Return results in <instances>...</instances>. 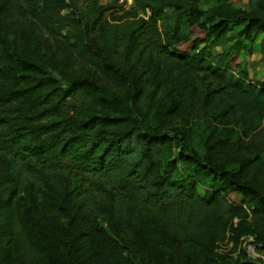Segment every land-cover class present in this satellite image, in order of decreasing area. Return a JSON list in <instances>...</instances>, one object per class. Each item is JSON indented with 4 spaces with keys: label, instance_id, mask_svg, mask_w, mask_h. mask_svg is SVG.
<instances>
[{
    "label": "trees",
    "instance_id": "16d2710c",
    "mask_svg": "<svg viewBox=\"0 0 264 264\" xmlns=\"http://www.w3.org/2000/svg\"><path fill=\"white\" fill-rule=\"evenodd\" d=\"M70 1L87 15L79 35L95 37L71 44L54 70L18 51L4 27L30 17L57 39L73 28L68 0L0 1V264H264V84L249 82L240 60L264 33V0H248L247 12L132 0L116 16V0ZM112 55L144 72L130 78ZM79 60L118 92L75 74ZM191 74L234 99L200 135L178 94ZM249 119L251 149L230 138ZM248 221L262 222L258 262L218 250L237 246Z\"/></svg>",
    "mask_w": 264,
    "mask_h": 264
},
{
    "label": "rangeland",
    "instance_id": "374dc122",
    "mask_svg": "<svg viewBox=\"0 0 264 264\" xmlns=\"http://www.w3.org/2000/svg\"><path fill=\"white\" fill-rule=\"evenodd\" d=\"M1 1V0H0ZM107 2H112L114 0H106ZM198 6L201 10H210L218 6H228L235 10L248 11V0H197ZM117 9L114 10V15H121L124 11H127L132 6V0H116ZM69 6L62 13L66 22L71 25L73 28L66 29L61 37L54 39L49 35L45 29H43L36 20L28 17L27 19H18L9 22L5 27L4 31L6 33V40L11 42L18 51L22 52L27 58L32 60L44 61L48 65L50 70H54L56 64H54L55 59L64 61L66 57V51L70 49V45L73 43L87 42V40L94 34L88 35H79L80 30L85 29V23L87 22V15L82 4L77 2H72L68 0ZM166 15L172 19L177 15V13L168 8L166 10ZM107 17L110 18V14H107ZM170 21V22H171ZM162 25H160L161 27ZM234 33L228 34V41L225 43V47L230 46L234 41ZM253 42L250 52L241 51L240 60H241V69L245 73L249 82L253 84H264V33L256 32L253 34ZM222 47H217L213 50V53H220ZM110 61L117 66L121 72L131 77H136L140 73L144 72L143 68L140 67L138 62L135 59L128 60L126 56H113L110 57ZM72 71L75 74H86L92 78H96L100 83L107 85V87L112 90V92H118L116 86H111L106 84L103 78L98 77L94 74L93 68L88 65L82 64L79 60L76 65L72 66ZM155 76H159L158 71L154 70ZM155 80V77L153 78ZM156 81V80H155ZM153 81L149 83L151 86ZM177 81H175V84ZM179 96L185 100V104L188 107L189 114L185 117L188 121V127L195 128V133L200 135L203 131H207L215 125L214 120L211 118L213 113H216L215 110L222 109L225 105L231 104L234 102V99L230 92L222 90L219 88L207 75L205 74H191L186 76V83L184 91H178ZM178 96V97H179ZM184 102V101H183ZM179 100V104L183 103ZM247 122L250 123V126H247V131L244 129L243 133L238 131V128L234 130V135L231 138V143L234 145L237 142H243L245 148L251 149L249 141L251 136L255 134L254 131L248 132L254 125L255 122L249 119ZM171 123L173 127L181 130L186 126L183 124V116L181 114L175 115ZM196 125L200 126L199 129H196ZM264 120L261 123L263 127ZM251 127V128H250ZM233 145V147H234ZM240 153H243L240 150ZM264 177V175H263ZM261 177V179H263ZM203 188L198 187V193L200 196L203 194ZM63 223H66L65 219H62ZM61 221V222H62ZM262 225L261 221L251 223L248 221V228L242 230V237L239 240L237 246L234 245L233 241H225L224 243L218 244V250L224 254H228L232 257H238L241 250H245L247 259L252 262H258L262 260V254L260 246L256 244L255 234L260 230ZM80 230H86L87 225L82 223ZM131 244L129 243L128 246ZM129 251L133 255H137V251L134 252L132 247H129Z\"/></svg>",
    "mask_w": 264,
    "mask_h": 264
}]
</instances>
